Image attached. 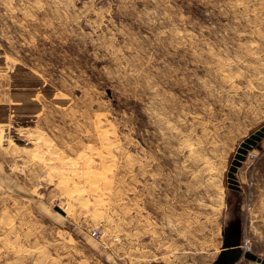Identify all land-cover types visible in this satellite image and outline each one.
Here are the masks:
<instances>
[{
    "label": "rangeland",
    "instance_id": "rangeland-1",
    "mask_svg": "<svg viewBox=\"0 0 264 264\" xmlns=\"http://www.w3.org/2000/svg\"><path fill=\"white\" fill-rule=\"evenodd\" d=\"M262 124L264 0H0V264H258Z\"/></svg>",
    "mask_w": 264,
    "mask_h": 264
},
{
    "label": "water",
    "instance_id": "water-1",
    "mask_svg": "<svg viewBox=\"0 0 264 264\" xmlns=\"http://www.w3.org/2000/svg\"><path fill=\"white\" fill-rule=\"evenodd\" d=\"M264 137V124L257 128L254 132L250 133L244 140L238 145L234 156L231 160V163L227 172V187L232 190H240L239 181L236 178V171L238 167L245 160L246 155L250 149L255 146H258V142ZM55 210L61 214H64L60 208L56 207ZM231 247V245H230ZM244 257L251 261H255L258 264H264V259L257 256L252 252H245Z\"/></svg>",
    "mask_w": 264,
    "mask_h": 264
},
{
    "label": "crops",
    "instance_id": "crops-1",
    "mask_svg": "<svg viewBox=\"0 0 264 264\" xmlns=\"http://www.w3.org/2000/svg\"><path fill=\"white\" fill-rule=\"evenodd\" d=\"M18 78H21L20 76H17ZM16 86H19V85H17V83H16ZM35 89V88H34ZM37 89H35V92L33 93V95H32V97H31V99L34 97V95L37 93ZM17 100H19V99H17ZM25 100H26V102L25 103H27V102H31V100H29L28 99V97H26L25 98ZM17 102H20V100L19 101H17ZM32 102H33V104H34V101L32 100ZM24 103V102H23ZM29 105L31 104V103H28ZM31 119V118H30ZM33 119V118H32ZM31 119V120H32ZM22 138V137H21ZM28 140V139H27ZM262 142L264 141V138L261 140ZM43 143H44V145H45V148H46V150H50V152H52V150H54V147H52V149H50V147H46V146H50V144H51V140L50 139H45L44 138V140H43ZM259 144V143H258ZM34 149L36 150V152H40L41 151V149H38V148H36V147H34ZM36 152H34L33 154L34 155H37V154H41L42 152H40V153H36Z\"/></svg>",
    "mask_w": 264,
    "mask_h": 264
},
{
    "label": "built area",
    "instance_id": "built-area-1",
    "mask_svg": "<svg viewBox=\"0 0 264 264\" xmlns=\"http://www.w3.org/2000/svg\"><path fill=\"white\" fill-rule=\"evenodd\" d=\"M94 233H95V231H94ZM241 247L243 248V253H245V252H247V251L250 250V247H249V245H247V242L246 241L243 242V244L241 245Z\"/></svg>",
    "mask_w": 264,
    "mask_h": 264
}]
</instances>
